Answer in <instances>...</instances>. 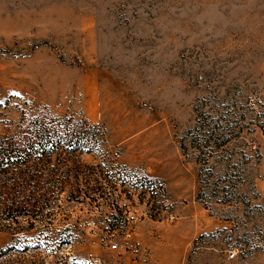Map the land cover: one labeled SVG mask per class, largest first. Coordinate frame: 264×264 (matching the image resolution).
Segmentation results:
<instances>
[{
	"label": "rangeland",
	"instance_id": "374dc122",
	"mask_svg": "<svg viewBox=\"0 0 264 264\" xmlns=\"http://www.w3.org/2000/svg\"><path fill=\"white\" fill-rule=\"evenodd\" d=\"M2 152L0 264H264V0H0Z\"/></svg>",
	"mask_w": 264,
	"mask_h": 264
},
{
	"label": "trees",
	"instance_id": "16d2710c",
	"mask_svg": "<svg viewBox=\"0 0 264 264\" xmlns=\"http://www.w3.org/2000/svg\"><path fill=\"white\" fill-rule=\"evenodd\" d=\"M66 131V130H65ZM31 144H33L34 142L32 141V142H30ZM29 143V144H30ZM20 148L21 149H23V150H27V145H22V146H20ZM40 149V148H39ZM38 152V154H36L35 155V157H37V158H44L43 156H44V154L46 153V157H49L50 155H51V153L50 152H41V150H40V152L39 151H37ZM7 155H9V153H6V152H2V153H0V174H2L3 172L2 171H4L5 169H6V161H5V159H6V157H7ZM34 156H33V158H35ZM26 157H24L23 159H25ZM48 159V158H47ZM4 174H2V177H5V176H3ZM26 180V179H25ZM1 181H2V178H1ZM33 212V211H32ZM35 215V214H34ZM10 217H13V216H11L10 215Z\"/></svg>",
	"mask_w": 264,
	"mask_h": 264
},
{
	"label": "built area",
	"instance_id": "2783aa9c",
	"mask_svg": "<svg viewBox=\"0 0 264 264\" xmlns=\"http://www.w3.org/2000/svg\"><path fill=\"white\" fill-rule=\"evenodd\" d=\"M110 246L113 247V248H116L115 244H111ZM230 256H233V254H231Z\"/></svg>",
	"mask_w": 264,
	"mask_h": 264
}]
</instances>
